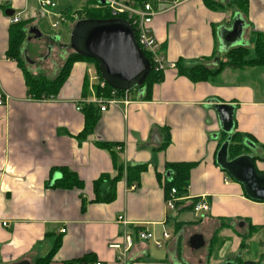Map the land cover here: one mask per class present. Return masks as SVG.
<instances>
[{
	"label": "crops",
	"instance_id": "obj_1",
	"mask_svg": "<svg viewBox=\"0 0 264 264\" xmlns=\"http://www.w3.org/2000/svg\"><path fill=\"white\" fill-rule=\"evenodd\" d=\"M210 1L218 7L207 0L155 7L160 13L149 27L175 68L165 69L148 94L135 91L128 104L94 117L82 111L88 106L83 99L95 95L93 63H74L54 98L28 94L24 70L47 63L64 46L59 37L41 39L44 46L34 48L40 59L29 58L27 44L41 38L37 0H0V94L7 98L0 106V264H34L56 242L49 264H264V202L250 200L217 166L216 153L227 136L210 106L214 101L233 107L239 154L251 156L264 174V68H221L203 82L178 74L179 67L216 69L226 62L216 31L235 14L244 27L241 45L231 48L254 46L264 36V0ZM70 15L72 29L77 20ZM14 16L25 22L23 65L6 55ZM53 61L49 74L27 72L52 78L58 68ZM178 164L191 166L187 199L170 211L165 199ZM61 169L81 186L54 185L57 180L50 185L56 173L61 179ZM201 196L209 211L195 217L190 206ZM138 229L150 231L161 246L135 241L126 261H117L109 245Z\"/></svg>",
	"mask_w": 264,
	"mask_h": 264
},
{
	"label": "water",
	"instance_id": "obj_2",
	"mask_svg": "<svg viewBox=\"0 0 264 264\" xmlns=\"http://www.w3.org/2000/svg\"><path fill=\"white\" fill-rule=\"evenodd\" d=\"M243 27V21L235 14L228 27L223 26L216 31L220 52H226L236 44L241 45ZM29 33L35 37L40 35L35 29H31ZM68 45L75 54L98 63L99 76L110 88L139 93L143 90L141 86L150 73L151 65L139 47L132 27L124 19L79 20L71 29ZM25 60L31 62L27 57ZM210 104L217 115L220 130L227 136L216 153L217 166L243 187L250 200L264 202V174L255 170L253 158L240 155L228 160L233 131V107L214 101ZM246 144L249 145L247 142ZM171 173L167 172L168 179ZM57 175L53 176L50 185L58 180ZM15 264L29 263L22 261Z\"/></svg>",
	"mask_w": 264,
	"mask_h": 264
},
{
	"label": "trees",
	"instance_id": "obj_3",
	"mask_svg": "<svg viewBox=\"0 0 264 264\" xmlns=\"http://www.w3.org/2000/svg\"><path fill=\"white\" fill-rule=\"evenodd\" d=\"M210 5H213L214 8L218 7V3L214 1L207 0ZM84 10V19H109L112 18L108 13L94 10L90 7V3L86 2ZM64 12V11H63ZM71 13L70 7L67 8L66 13H62L65 17H68ZM69 19V18H68ZM25 22H19L17 24L11 25L9 31V47L7 51V57L12 58L16 57L19 60V63L23 65V59L20 57L22 52V48L24 47L25 39L27 37L25 30ZM71 50V49H70ZM254 58L248 59L249 51L247 48L239 46L230 48L225 52L226 62L218 65L216 69H210L204 65H198L192 68H182L179 67L178 74L186 77L191 82H203L210 80L221 68H231V69H242V68H264V36H258L255 44H254ZM144 55L148 59V55L144 53ZM78 61H87L94 64L95 74L99 76L98 72V63L94 60L79 56L75 54L72 50L71 53L65 58L61 67L57 70L56 74L52 78L45 77L44 75L32 76L29 72L25 71L26 77V86L28 88V94L33 99H48L54 98L58 94L61 86L65 82L67 76L70 73L71 66ZM177 67V66H176ZM100 77V76H99ZM162 80V72H155L151 68L148 77L145 82L141 86V88L145 89V92L148 94L149 89ZM86 85V83H85ZM112 88H110L107 84L105 89L102 91L105 96H108ZM95 91L99 94V89L96 86ZM83 91V96L84 95ZM120 92V91H119ZM83 112L87 114H92L96 117L98 109L93 105L84 106L82 109ZM240 136L232 134L228 153L229 159H233L239 156L240 150ZM189 164H178L174 166V175L175 179L169 183L168 189L171 187L175 188L180 196L186 194L185 187L187 186V178L190 170ZM62 177L57 180L55 184L64 186L72 185L76 183L79 187L81 186L80 181H78L77 177L72 173H66L65 170L61 169ZM120 177V172L118 173L115 179ZM102 181V180H100ZM114 181V180H113ZM58 182V183H57ZM96 184V183H95ZM53 185V186H54ZM96 196H99L97 192ZM59 242H56L51 251L43 258L36 261L34 264H49L50 258L54 254V252L59 247ZM242 264H256L254 262H244Z\"/></svg>",
	"mask_w": 264,
	"mask_h": 264
},
{
	"label": "built area",
	"instance_id": "obj_4",
	"mask_svg": "<svg viewBox=\"0 0 264 264\" xmlns=\"http://www.w3.org/2000/svg\"><path fill=\"white\" fill-rule=\"evenodd\" d=\"M90 3V7L94 10H99L108 13L112 18L124 19L132 27L137 43L143 53L148 55L151 68L155 72H163L167 68H175L174 63H167L161 51L159 43L153 36L149 27L153 17L160 13L155 7H165L164 9L174 8L179 5L182 0H82ZM38 6L41 11H45L50 8H54L55 0H37ZM84 12L81 10L71 13L70 18L72 20L84 19ZM59 22H65L68 20L62 13L55 16ZM20 22L18 16H14L10 19V24L14 25ZM58 22L52 24L53 28L58 27ZM96 82V86L99 89V94L96 93L91 98L83 99L87 105L95 106L99 112L105 111L109 107H118L120 105H126L130 101V92L117 91L112 89L108 96H105L102 92L106 83L97 75L93 78ZM7 98L0 94V106L5 105ZM80 108V107H79ZM78 108V109H79ZM131 189H134L133 186ZM186 194L180 196L175 188L171 187L168 190L167 197L165 199V208L173 211L179 204L187 199L188 186L185 188ZM192 214L195 217L199 215H205L209 211V205L204 200V196L195 199L191 206ZM127 223L123 221V225ZM63 233L64 230H61ZM163 239H169L170 235L167 231H162ZM154 240L153 234L148 230L138 229L133 234L123 233L121 243H112L109 248L117 251V261H126L128 253L131 250L135 241L147 243ZM154 244L160 247V242L154 240ZM101 264V263H96Z\"/></svg>",
	"mask_w": 264,
	"mask_h": 264
},
{
	"label": "rangeland",
	"instance_id": "obj_5",
	"mask_svg": "<svg viewBox=\"0 0 264 264\" xmlns=\"http://www.w3.org/2000/svg\"><path fill=\"white\" fill-rule=\"evenodd\" d=\"M55 2H56L55 3L56 6L54 8L48 7V9H46L45 11H41L40 8L38 7L36 8V14L34 16V19L40 31L41 38H38L36 39V41L27 44L25 50H27V55L29 58H31L32 60H38L40 59L39 57L40 54L37 51H35L34 49L35 46L41 43L42 41H45L46 39L50 41L52 39L56 40L58 37L60 39L59 43H61L64 46V48L61 52H59L56 48L54 52H52V55H50V59L47 63H44L43 61L39 66L33 67V68H30L27 66L28 67L27 71H29L31 74H33V72L37 74L38 70L40 72H43V74L45 75L49 74V72L52 70V65H53V63H51V58H53L54 59L53 62L57 64L58 66L57 70H58L61 67L65 58L71 53V50L68 45L69 38H70V32H71L70 21L68 19L64 23L59 22V20L55 18V16L59 15L66 8V6H70V10L72 14L78 10H81L82 12H84V10L82 9L85 8L86 2L82 0H55ZM55 22L59 23L57 28L52 27V24H54ZM41 45H43V42L41 43ZM250 46L248 47L249 56L252 57L254 46H252L251 44ZM48 48L49 46L47 45V48H46L47 51H48ZM41 53H43V51H41ZM40 68L42 70H40ZM134 92L135 91L130 92V95H129L130 98L132 97ZM213 136L216 137L217 135L214 134ZM234 230H236V228ZM238 260H241V259L235 257L234 261L238 262Z\"/></svg>",
	"mask_w": 264,
	"mask_h": 264
}]
</instances>
